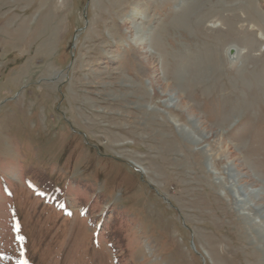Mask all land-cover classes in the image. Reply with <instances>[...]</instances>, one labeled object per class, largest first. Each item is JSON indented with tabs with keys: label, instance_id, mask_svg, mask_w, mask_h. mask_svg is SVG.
Returning a JSON list of instances; mask_svg holds the SVG:
<instances>
[{
	"label": "rangeland",
	"instance_id": "obj_1",
	"mask_svg": "<svg viewBox=\"0 0 264 264\" xmlns=\"http://www.w3.org/2000/svg\"><path fill=\"white\" fill-rule=\"evenodd\" d=\"M177 91L264 184V0H0V264H264Z\"/></svg>",
	"mask_w": 264,
	"mask_h": 264
},
{
	"label": "bare ground",
	"instance_id": "obj_2",
	"mask_svg": "<svg viewBox=\"0 0 264 264\" xmlns=\"http://www.w3.org/2000/svg\"><path fill=\"white\" fill-rule=\"evenodd\" d=\"M248 3L251 6L253 5V2L251 1H248ZM254 11L255 10H253V12ZM235 55H237L236 49L235 48L231 49L230 56L232 60L237 59ZM186 69L188 71V67ZM188 72L187 73L189 75L187 74L186 75L190 76L192 72L190 71ZM185 73L182 72V74L180 73L177 76L178 85H185L190 80V77H187ZM187 78H189L188 81H186ZM176 95H178V91L171 98H169V100L164 102L165 104L164 106H166L167 108L175 109L176 111H180L185 115L186 114L188 116L190 115L189 120H188V123H189L188 127L177 124L176 120H172L174 125L177 127V130L179 131L181 137L183 138V141L187 144L188 146L187 149L189 150L191 149L194 151V152L191 151L193 154V157L194 156L198 157L201 154L206 159H209V158L212 159V157H216V160H218L219 162H223V163L225 162V165L223 167V172L227 174V179L222 180L220 178H217V180H219L220 182L219 184L220 185L222 184V187L226 190L227 193L228 192L231 193L233 202L235 206L237 207L238 212L241 215V219L247 222V224H250L255 227V231L259 233L261 242L264 243V230L260 226L259 227L255 226V222H253L254 219H256V216H262V217L264 216V205L263 206H255V205L253 206V203H256L254 201H258L259 203L264 200V184L257 185L258 188L256 190H253L252 192L245 190L246 184H249V182L252 180V178L249 179L252 176V174L250 175V171L249 172L247 171L245 174L241 172L243 176L238 175L235 172H233L231 163H234V160L228 159V155L230 154V151H229L230 147H227L225 149L226 143L224 142L222 138L223 134H221L219 139H216L218 136V131H210L209 133H206L205 130H201L202 127L200 126L198 119H196L194 115L190 114V111H191L190 106L182 105L183 102H181V98H178ZM209 142L210 143L212 142L213 145L216 146V148L220 151V153H214V150H212V147L210 145H206V143H209ZM226 161H228V163ZM244 167L245 169H248L247 164ZM210 173H214L215 176L218 175V173L213 171V169L212 171H210ZM260 179L261 178L255 177L253 180L254 185H256L258 181L259 183H262Z\"/></svg>",
	"mask_w": 264,
	"mask_h": 264
}]
</instances>
